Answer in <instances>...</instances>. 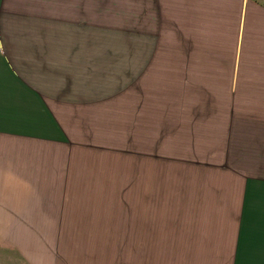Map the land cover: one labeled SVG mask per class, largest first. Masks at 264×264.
Returning a JSON list of instances; mask_svg holds the SVG:
<instances>
[{
	"label": "crops",
	"instance_id": "0c3cea01",
	"mask_svg": "<svg viewBox=\"0 0 264 264\" xmlns=\"http://www.w3.org/2000/svg\"><path fill=\"white\" fill-rule=\"evenodd\" d=\"M173 174L199 215L236 183V264L264 223V2L0 0V264H69L53 239Z\"/></svg>",
	"mask_w": 264,
	"mask_h": 264
},
{
	"label": "rangeland",
	"instance_id": "374dc122",
	"mask_svg": "<svg viewBox=\"0 0 264 264\" xmlns=\"http://www.w3.org/2000/svg\"><path fill=\"white\" fill-rule=\"evenodd\" d=\"M129 16L131 20L136 18ZM134 176L127 182L126 195L125 190L115 191L110 206L96 207L101 212L91 216L94 220L79 224L82 228L76 233L81 234L80 237L48 239L58 252L63 251L57 255L58 261L69 264H233L237 222L231 219L236 217L232 212L237 207L238 190L232 188L236 183H230L228 175L224 177L226 204L222 216L199 215L207 207L193 205V196L192 201L184 198L183 174L166 176L176 179L161 183V187L167 189L145 191L137 187ZM197 176L192 174L188 187L200 186ZM188 192L191 197L201 191L192 188ZM202 192L204 198L207 197V183H203ZM214 217L221 220H205ZM246 224L236 264H264V223L246 221Z\"/></svg>",
	"mask_w": 264,
	"mask_h": 264
},
{
	"label": "trees",
	"instance_id": "16d2710c",
	"mask_svg": "<svg viewBox=\"0 0 264 264\" xmlns=\"http://www.w3.org/2000/svg\"><path fill=\"white\" fill-rule=\"evenodd\" d=\"M256 1H259V2H260V1H261V2H264L263 0H256Z\"/></svg>",
	"mask_w": 264,
	"mask_h": 264
}]
</instances>
